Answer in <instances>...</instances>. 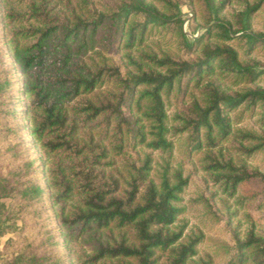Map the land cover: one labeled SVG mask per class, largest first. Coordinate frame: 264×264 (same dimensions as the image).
<instances>
[{"label": "trees", "instance_id": "obj_1", "mask_svg": "<svg viewBox=\"0 0 264 264\" xmlns=\"http://www.w3.org/2000/svg\"><path fill=\"white\" fill-rule=\"evenodd\" d=\"M152 1L112 0L101 10L89 0H25L21 11L4 12L15 25L4 57L26 78L28 134L47 155L71 160L65 170L46 168L52 202L61 204L59 224L80 235L119 232L81 264H212L197 256L204 234H185V225L176 224L189 177L173 163L170 135L187 158L200 154L202 170L222 194L243 205L240 186L259 182L257 206L264 204V174L236 165L224 150L231 142L242 158L264 154V134L237 127L247 113L264 125V88L257 85L264 62L252 58L264 48V32L251 23L264 0H239L231 13L232 0H195L203 18L196 39L184 32L176 0ZM153 34L168 38L176 52L136 51ZM189 92L196 94L170 117L167 102L184 101ZM8 181L0 177V199L16 191L26 206L49 193ZM202 200L209 206L208 197ZM7 211L0 203V236ZM223 253L226 264H264V229L250 221L242 238L230 234ZM4 264L45 261L18 254Z\"/></svg>", "mask_w": 264, "mask_h": 264}, {"label": "rangeland", "instance_id": "obj_2", "mask_svg": "<svg viewBox=\"0 0 264 264\" xmlns=\"http://www.w3.org/2000/svg\"><path fill=\"white\" fill-rule=\"evenodd\" d=\"M89 1L92 6L101 10L110 8L112 4V0ZM176 1L182 9L184 32L190 39L198 38L203 22L199 3L195 0ZM238 2L239 0H232L226 12L231 13V10L237 9ZM24 3L25 0H0V83L2 81L7 83L3 88L0 87V177L9 178L11 186L40 185L49 193L45 199L34 198L26 206L24 205L27 202L16 191L12 197L0 199V203L5 205L9 214V218L3 224L6 233L0 236V264L11 261L18 254L43 256L45 264H81L93 252L97 243L117 237L119 232L93 230L80 235L77 230L63 229L58 222L56 215L61 204L54 205L52 202L50 197L52 190L46 168L50 166L55 169L59 166L65 170L71 160L65 154L47 155L29 136V115L26 111L30 100L24 92L26 78L14 65L9 54L4 57L8 50L4 44L5 38L15 27L14 24L6 22L4 12H19ZM251 23L254 31L264 32V7L254 14ZM147 50L158 54L176 52L168 38L158 34L149 36L144 44L136 49ZM107 56L118 59L121 54L110 52ZM252 58L264 62V48L258 49ZM9 64L12 65V73L9 71ZM222 82L223 85L230 86L227 79ZM257 85L264 88V75L260 76ZM193 94L196 93L189 92L184 101L172 96L167 102L169 116L181 111ZM237 127L264 134V125L258 120V116L252 117L248 113ZM169 137L175 143L173 163L182 164L184 174L189 177V184L180 203L185 207V213L178 217L176 224L185 225V234L199 231L204 234V239L197 247L198 257L203 259L210 257L212 264H226L228 256L223 253V245L229 244L232 232H237L242 238L249 228L250 221L254 223L257 231L264 229V204L257 206L260 201V183L242 184L237 195L243 199V205H238L235 198L222 194L209 175L202 170L200 154L187 158L180 146L181 140L174 135ZM236 147L231 142L224 143L225 153L233 157L236 165L242 164L248 171H259L264 174L263 153L242 158ZM153 156L158 160V154ZM47 159L50 164L47 163ZM117 162L121 161L118 159ZM203 197L209 198V206L204 203ZM71 204L73 203L68 202L66 205L69 207Z\"/></svg>", "mask_w": 264, "mask_h": 264}]
</instances>
